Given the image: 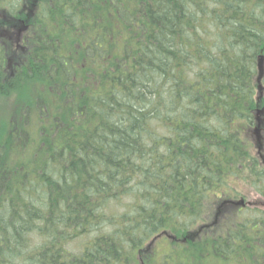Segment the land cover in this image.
Instances as JSON below:
<instances>
[{
  "label": "trees",
  "instance_id": "trees-1",
  "mask_svg": "<svg viewBox=\"0 0 264 264\" xmlns=\"http://www.w3.org/2000/svg\"><path fill=\"white\" fill-rule=\"evenodd\" d=\"M0 16L24 49L0 38V264H264L260 201L220 209L264 199V0Z\"/></svg>",
  "mask_w": 264,
  "mask_h": 264
},
{
  "label": "flooded vegetation",
  "instance_id": "flooded-vegetation-1",
  "mask_svg": "<svg viewBox=\"0 0 264 264\" xmlns=\"http://www.w3.org/2000/svg\"><path fill=\"white\" fill-rule=\"evenodd\" d=\"M0 20H1L0 21V27H3L0 30V38L4 39L6 41L5 44H12V46H13L14 43H16L17 44V52L14 49L15 52H13V55L14 56L19 55L20 51H24V49L19 47V44L21 43V40H22V34L19 32L20 28L18 27L17 22L15 23L14 21H12L11 22L12 26L11 25L8 26L10 24L9 23V17L0 16ZM15 29H17V32L13 31ZM8 52L10 53L12 51L8 50ZM8 62H10L9 58H8Z\"/></svg>",
  "mask_w": 264,
  "mask_h": 264
},
{
  "label": "rangeland",
  "instance_id": "rangeland-1",
  "mask_svg": "<svg viewBox=\"0 0 264 264\" xmlns=\"http://www.w3.org/2000/svg\"><path fill=\"white\" fill-rule=\"evenodd\" d=\"M26 83H28L30 80L28 79V78H25V80H24ZM54 89H56V87H54ZM21 103H22V105H27V103L25 104V103H23L22 101H20ZM19 103V102H18ZM18 103H17V105H18ZM2 110H4V108L2 109V106L0 105V116H3V111ZM10 113H11V111H10ZM4 114H6L5 113V111H4ZM35 115V114H34ZM55 114H51L50 115V118H52V116H54ZM56 117V116H55ZM247 188H249V187H247ZM244 191L245 192H247L246 193V196H247V201H250V202H256V201H263L264 199H262V197L258 194V193H255V191H253L251 188L250 189H244ZM231 200H233V199H231ZM228 201H230V200H228ZM227 201V202H228ZM234 202L235 203H240V201L239 200H234ZM239 205V204H238ZM224 208V210H228L229 208H232V207H227V205L226 206H224L223 207ZM238 209H240V208H238ZM162 241V242H161ZM161 241H159L158 243H159V246H157V248L159 249V250H161L162 248H163V246H165V244H164V240H161ZM166 247H167V244H166ZM163 250V249H162ZM161 250V251H162Z\"/></svg>",
  "mask_w": 264,
  "mask_h": 264
},
{
  "label": "water",
  "instance_id": "water-1",
  "mask_svg": "<svg viewBox=\"0 0 264 264\" xmlns=\"http://www.w3.org/2000/svg\"><path fill=\"white\" fill-rule=\"evenodd\" d=\"M258 70H259L258 82L260 83L264 77V57L259 58ZM259 89L262 90V87L260 86ZM256 134H259V130H256ZM258 141L259 143H261V138L258 137ZM241 205H243V203H241Z\"/></svg>",
  "mask_w": 264,
  "mask_h": 264
}]
</instances>
